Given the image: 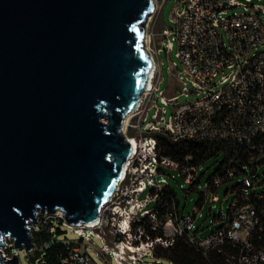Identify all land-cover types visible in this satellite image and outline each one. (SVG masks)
<instances>
[{
    "label": "water",
    "instance_id": "water-1",
    "mask_svg": "<svg viewBox=\"0 0 264 264\" xmlns=\"http://www.w3.org/2000/svg\"><path fill=\"white\" fill-rule=\"evenodd\" d=\"M154 0H0V264L36 213L93 221L131 153L122 124L153 62Z\"/></svg>",
    "mask_w": 264,
    "mask_h": 264
},
{
    "label": "built area",
    "instance_id": "built-area-1",
    "mask_svg": "<svg viewBox=\"0 0 264 264\" xmlns=\"http://www.w3.org/2000/svg\"><path fill=\"white\" fill-rule=\"evenodd\" d=\"M235 8L240 10L229 12ZM170 23L151 32L147 45L144 39L153 65L146 88L122 124L131 153L114 191L93 221L66 223L62 211L58 212L61 225L80 237L78 242H64L67 254L61 261L65 264H104L94 258L108 264L110 260L116 264H176L158 252L177 239L204 258L215 253L227 264H264V190H255L258 178L246 171L247 166L256 174L254 160L264 156V0H177ZM174 45L178 63L170 61V90L164 92L159 88L161 54L170 59ZM180 95L183 102L177 101ZM166 106L172 107L167 116ZM129 129L132 135L126 134ZM153 132L172 141L227 139L246 154L240 166L243 171L226 165L205 183L200 205L209 190L214 192L222 183L236 179L235 186L226 190L232 194L226 213L215 212L217 226L202 236H197L194 227L195 210L178 215L174 209L161 220L156 209L146 205L159 197L166 183L164 169L176 171L189 193L197 189L200 168L187 158L178 162L160 154ZM147 188L145 197L139 199ZM144 224L149 227L147 232ZM158 230L161 233L152 235ZM93 238L101 243L100 250L95 249ZM88 250L94 251L93 257Z\"/></svg>",
    "mask_w": 264,
    "mask_h": 264
},
{
    "label": "rangeland",
    "instance_id": "rangeland-1",
    "mask_svg": "<svg viewBox=\"0 0 264 264\" xmlns=\"http://www.w3.org/2000/svg\"><path fill=\"white\" fill-rule=\"evenodd\" d=\"M155 2V9L153 12L148 15L144 21V33L143 38L146 40V45L149 42V34L151 32H159L163 26H169L170 23V15L173 7L177 3V0H163L161 3V0H154ZM161 3V5H160ZM160 5V7H159ZM239 8H235L232 10H229V12L232 11H239ZM176 52V46L174 45L173 49L170 52V59L166 57L164 54H161L162 59V66H161V75H162V81L159 84V88L162 89L164 92L165 90H170L169 86L171 83L170 75L168 73V66L170 64V61H175L178 63V59L175 57ZM178 93V90L174 91L172 94ZM169 95L168 93H166ZM178 102H183L184 97L179 96ZM157 103L159 104V101L157 100ZM172 111L171 106H166V116ZM152 113V111L149 112V114ZM127 120V117H126ZM132 121H135V117H133ZM134 133L133 129L127 130V135H132ZM260 160H264V156L262 158H258L254 160L256 162V174H251L248 167L246 166V171L249 176H252L253 179L258 178V181H256L258 187L255 190L262 191L264 190V182L262 183V179L264 178V163H258ZM253 161H251L249 164H252ZM218 161L216 158H211L207 161H205L203 164L200 165V168L197 171V176H200L199 183L197 185L196 190H191L189 193H185L182 188H184L183 185H186L183 178L173 170L164 169V176L166 177V182L171 186L173 189L176 198H177V207L180 213L183 215L187 213H191L192 211H196V218L194 220V227H196V231L199 233L197 236H202L205 233H207L209 230L217 226V223L213 222L214 219V213L218 211L222 212L223 214L226 213L227 208L229 206V203L232 199L231 193H226V190L233 185L235 182V178L230 179L229 181L222 183L216 191L212 192L211 190L208 191V196L206 200L200 205L199 209H197L196 202L199 199L200 193L204 190L206 180L213 176L215 174V169L217 167ZM182 185V186H180ZM148 188L139 194L138 198L143 199L145 197V194L147 193ZM147 207L150 208L153 206V201H149L147 204ZM197 209V210H196ZM59 211H55L53 213L45 212V213H36L35 219L37 221L33 223L30 222V236H31V243L33 244V234L35 233V230L41 231L44 230V228H48L50 231V226L52 223H50V220L54 222H59L61 224L62 218L59 217ZM62 215L64 216V213L62 212ZM60 232H57L54 234V238L58 241L63 242H78L79 236L74 233L73 230L70 228H67L64 225H59ZM94 241V247L96 250H100L102 245L98 241L97 238H93ZM4 243L8 245L5 246L6 256L8 258H11L12 255L15 253H18V264H32V262L35 260V253L34 250L40 249V247H43L44 245L39 244V242L33 244L30 248L25 249L24 247L15 248L13 239L11 237H6L4 239ZM12 249V250H11ZM11 250V253H10ZM89 253H91L92 257L94 256L93 250H88ZM96 262L98 263H104L108 264L106 262H103L101 259L94 258ZM111 264L114 263L113 260H110Z\"/></svg>",
    "mask_w": 264,
    "mask_h": 264
},
{
    "label": "trees",
    "instance_id": "trees-1",
    "mask_svg": "<svg viewBox=\"0 0 264 264\" xmlns=\"http://www.w3.org/2000/svg\"><path fill=\"white\" fill-rule=\"evenodd\" d=\"M153 135L156 138V146L159 153L169 156L175 161L184 162L187 158L189 164L196 166L203 164L211 158H216L218 164L215 169V174L223 171V167L226 165L229 167H237L242 171L244 170L240 166L246 154H243L242 149L231 140L182 139L179 141H172L163 133L153 132ZM229 159L230 161H228ZM213 176L209 177L206 182L210 181ZM199 180L200 176H197L195 183H199ZM235 182L229 188L234 187L236 184ZM182 190L185 193H187L186 190L189 191L188 188H182ZM158 195L159 197L153 202L152 207L156 209L157 215L161 220L165 218L168 212L174 209L178 215H182L177 207L176 195L167 182L162 185ZM200 201L201 194L196 202V206L200 205ZM50 223L54 226L53 232H50L48 228H44V230L41 231L35 230L33 234V244L39 242V244L45 245V247L40 249L36 248V250H34L35 257L33 258H35V260L32 264H65L61 259L67 254L66 245L63 241H58L54 238V234L60 232L59 225L61 224L52 220H50ZM143 229L147 232L149 230L148 225L144 224ZM159 233L161 232L158 230L153 232L152 235ZM16 254L18 256V253ZM158 254L172 259L176 264H227L219 254L212 253L207 258L202 257L197 250L187 245L183 239L175 240L172 246L167 250L159 251Z\"/></svg>",
    "mask_w": 264,
    "mask_h": 264
},
{
    "label": "bare ground",
    "instance_id": "bare-ground-1",
    "mask_svg": "<svg viewBox=\"0 0 264 264\" xmlns=\"http://www.w3.org/2000/svg\"><path fill=\"white\" fill-rule=\"evenodd\" d=\"M126 117L128 118V116L126 115L125 117H124V119H123V124H125L126 123ZM30 233V232H29Z\"/></svg>",
    "mask_w": 264,
    "mask_h": 264
}]
</instances>
